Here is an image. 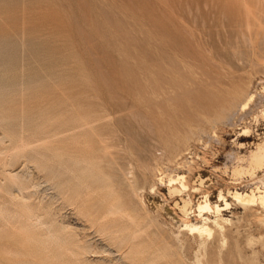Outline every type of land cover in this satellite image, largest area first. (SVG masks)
<instances>
[{"label": "rangeland", "instance_id": "374dc122", "mask_svg": "<svg viewBox=\"0 0 264 264\" xmlns=\"http://www.w3.org/2000/svg\"><path fill=\"white\" fill-rule=\"evenodd\" d=\"M165 86L196 124L160 157L158 114L121 110ZM263 140L264 0H0V264H264V170L238 167ZM77 167L107 201L75 203Z\"/></svg>", "mask_w": 264, "mask_h": 264}, {"label": "bare ground", "instance_id": "6f19581e", "mask_svg": "<svg viewBox=\"0 0 264 264\" xmlns=\"http://www.w3.org/2000/svg\"><path fill=\"white\" fill-rule=\"evenodd\" d=\"M243 23V22H242ZM217 24V23H216ZM209 30V29H208ZM239 31V30H238ZM262 32V31H261ZM244 33V32H242ZM250 33V32H249ZM244 36V35H243ZM247 36V35H245ZM251 37V36H250ZM249 37V39H250ZM240 38V37H239ZM216 39V38H215ZM244 39V37L242 38ZM246 39V38H245ZM250 41V40H249ZM210 45V44H209ZM251 45V44H250ZM184 46V45H183ZM212 46V45H211ZM215 45H213L214 47ZM209 48V47H208ZM186 50V49H185ZM186 52V51H185ZM214 52V51H213ZM214 54V53H213ZM185 57V56H184ZM219 89V88H218ZM217 90V89H216ZM177 90H173L169 87H162L161 89H155L152 92H140L138 94V99L136 101V104L134 105V107H130V108H125L121 111H130L131 110V114L133 115V117L135 119H139L138 121L142 124L143 122H145V120H143L141 118V111L143 110L142 108H144L145 106L148 107L149 109H153L158 115V122H159V127H158V131H154V129L152 127H149V129H151L152 132V137L150 138V143L149 145L153 146L155 149L157 148L156 153L160 152V157L163 155V151H162V146H160L159 144H161V141L164 138L169 137L170 135H172L173 132L179 131L180 129L183 130V128H186L185 130H187V128L193 123L196 122V118H192V119H185V117H183V109L182 107H184V103H182L181 100L176 98V94H177ZM215 93V92H214ZM217 94V93H216ZM235 95V94H234ZM233 95V97H234ZM212 96V95H211ZM229 96V94H228ZM213 97V96H212ZM231 97V96H230ZM244 98V97H243ZM230 99V98H229ZM239 99V98H238ZM248 99V98H247ZM212 100V98H211ZM234 101V100H233ZM237 101V100H236ZM91 102V101H90ZM225 102V100H224ZM243 103V102H242ZM210 105V104H209ZM221 105V104H220ZM226 105V104H225ZM111 106V105H110ZM208 106V105H207ZM218 107V106H217ZM208 108V107H207ZM103 109V108H102ZM103 111V110H102ZM235 112V111H234ZM237 112V111H236ZM191 113V112H190ZM189 113V114H190ZM195 113V112H194ZM197 113V112H196ZM201 113V112H200ZM199 113V114H200ZM232 114V113H231ZM198 115V114H197ZM194 116V114H193ZM192 116V117H193ZM242 116V115H241ZM201 117V116H200ZM203 118V116H202ZM201 118V119H202ZM185 119V120H184ZM201 119L199 120L197 118V122H200ZM207 119V118H206ZM96 121V119H94ZM220 120V119H219ZM228 121V120H226ZM196 124V123H195ZM200 124V123H199ZM116 127V126H115ZM184 130V131H185ZM122 131V130H121ZM204 132V131H203ZM120 133V132H119ZM122 135V133H120ZM174 134V133H173ZM181 135V134H180ZM173 137V136H172ZM171 137V138H172ZM175 137V136H174ZM176 138V137H175ZM146 139V138H145ZM144 139V140H145ZM170 139V137H169ZM168 139V140H169ZM23 141V140H22ZM114 141V140H113ZM165 141V140H164ZM163 141V142H164ZM172 141V140H171ZM174 141V140H173ZM126 142V141H125ZM162 142V144H163ZM176 142V141H175ZM169 143V142H168ZM143 145V144H142ZM168 145V144H167ZM148 146V145H147ZM114 145H106L105 146V150H107L108 148H113ZM170 147V146H169ZM165 150V149H163ZM171 150V149H170ZM187 150V149H185ZM109 151V150H108ZM184 151L182 150V154L183 155ZM74 156L75 158H81L82 153L80 150V146L79 143H77L76 148L73 150ZM147 153V152H146ZM151 153V152H150ZM165 153V152H164ZM180 153V152H179ZM129 154V153H128ZM155 154V153H154ZM132 155V154H131ZM158 155V154H157ZM187 155V154H186ZM175 156V155H174ZM184 156V155H183ZM182 156V158H183ZM156 157V155H155ZM159 157V158H160ZM127 158V157H126ZM172 159V158H171ZM174 159V158H173ZM177 159V158H176ZM123 160V159H122ZM138 160V159H137ZM144 160V159H143ZM170 160V159H168ZM181 160V159H180ZM184 160V159H183ZM142 161V160H141ZM172 161V160H171ZM173 162L175 163V161H172V163L170 162V164H173ZM179 162V160H178ZM184 162V161H183ZM157 163V162H156ZM169 163V162H168ZM158 164V163H157ZM124 165V164H123ZM122 165V166H123ZM129 165V163H128ZM180 165V164H179ZM178 165V166H179ZM186 165V164H185ZM184 165V166H185ZM244 165L249 167V172L256 170V169H263L264 170V140L260 143H258L255 147H253L251 149V151L249 152L248 156H239V166L238 167H243ZM121 166V167H122ZM157 166V165H156ZM170 166V165H169ZM177 166V168H178ZM183 166V165H182ZM80 167H77V170L75 171V178L76 180H78L77 184H75L76 187H80L79 190H76L74 192V201L76 204L80 205V204H86V205H91V204H95L96 202H103L105 199V197H103L102 195H97V189L95 187L94 184H89L87 181H85L82 178V175L80 173ZM116 169V168H115ZM121 170V169H120ZM125 171V170H124ZM129 171V170H128ZM130 172V171H129ZM263 172V171H262ZM118 173V172H117ZM121 173V172H120ZM131 173V172H130ZM149 173V172H148ZM123 174V173H122ZM132 177V176H131ZM151 177V176H150ZM153 177V176H152ZM156 177V176H155ZM164 178H166V176L160 178L161 181H164ZM127 179V178H126ZM130 179V178H129ZM112 180H108L107 183L109 184V192L110 193H114L115 191H119L120 188L117 185H115L116 183H112ZM130 182V181H128ZM168 185L170 186L169 192L170 194L173 196H181L180 201L181 202H177L176 206L178 207L179 210H181L180 212L187 214V209L188 206L192 203L191 202V198H186V197H182L184 192H187L190 190V185L189 182L187 180V178L185 176L182 175H168V179H167ZM124 183V182H123ZM125 185V184H124ZM85 187L88 191L86 198H84V196H82L83 192L81 190V188ZM194 193H197L199 191L198 188H194L192 189ZM126 191V190H125ZM192 192V191H191ZM190 193V192H189ZM202 193V192H201ZM232 197L240 204L245 205L246 202V195L239 193V192H233L231 193ZM202 200L199 202L198 205V210L200 211V213H207L208 212H212L213 210L215 211L216 209L220 208L219 205H215L213 206L211 201H210V196L208 194L206 195H202ZM220 196V195H219ZM226 195H221L220 200H222L224 203V208L223 210H226L227 208H230L231 203H229L225 197ZM107 201V200H106ZM113 207L115 208L116 211H118V213L123 214L129 221L135 223L136 225H138V222H136V217L134 215H132V213L128 210L125 211L124 209H122L121 207H118L116 204L112 203ZM248 207V206H247ZM248 209V208H247ZM216 214V213H215ZM88 217H92V213H88L87 214ZM221 216V215H220ZM161 217V216H159ZM222 218V217H221ZM218 220V218H217ZM218 222V221H217ZM206 223V222H205ZM221 223V222H220ZM217 224V223H216ZM224 224V223H223ZM207 225V224H206ZM222 225V224H220ZM219 225V226H220ZM101 226V225H100ZM226 228V227H225ZM224 228V229H225ZM142 230V229H141ZM217 232V230H216ZM143 233H145V238L148 239V241L152 242V243H156V240H154L148 233H146L145 231H143ZM215 233V232H214ZM171 237V236H170ZM173 238V237H172ZM139 240L138 234L134 233L132 235V238L125 243L124 248L129 250L130 252L134 253L135 255L137 254L136 251L133 250L134 245H136V241ZM165 240H168L167 238ZM163 254V257L165 259H169V255L167 254ZM136 261L140 260L139 257L135 258Z\"/></svg>", "mask_w": 264, "mask_h": 264}]
</instances>
